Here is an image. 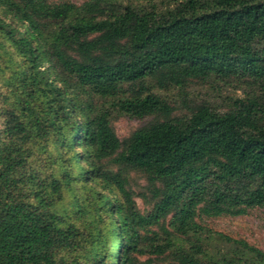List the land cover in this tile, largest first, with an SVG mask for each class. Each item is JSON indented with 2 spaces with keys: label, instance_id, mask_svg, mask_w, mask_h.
<instances>
[{
  "label": "trees",
  "instance_id": "16d2710c",
  "mask_svg": "<svg viewBox=\"0 0 264 264\" xmlns=\"http://www.w3.org/2000/svg\"><path fill=\"white\" fill-rule=\"evenodd\" d=\"M257 207L264 0H0V264H264L197 221Z\"/></svg>",
  "mask_w": 264,
  "mask_h": 264
},
{
  "label": "rangeland",
  "instance_id": "374dc122",
  "mask_svg": "<svg viewBox=\"0 0 264 264\" xmlns=\"http://www.w3.org/2000/svg\"><path fill=\"white\" fill-rule=\"evenodd\" d=\"M52 2L71 1L76 4H82L87 0H51ZM232 88H225L223 93H217L209 86L196 85L193 90L194 99H211L214 105L222 106L225 102V95L231 94ZM241 93V90H238ZM151 118H132L121 116L112 121V126L115 129L118 137L121 140L128 138L137 128L145 125ZM147 182L145 178L137 172L130 174V187L136 194V202L140 212L147 215L152 204L150 199H144L140 194L147 193ZM147 196H150L147 195ZM197 221L203 226L212 229L213 231L227 234L237 239H243L251 245L258 247L264 251V207H257L247 211L240 216L222 215L219 217H198ZM152 229L158 231V226L152 225Z\"/></svg>",
  "mask_w": 264,
  "mask_h": 264
}]
</instances>
